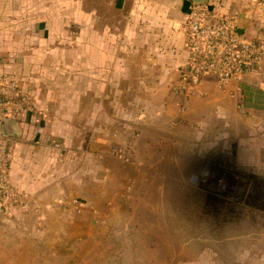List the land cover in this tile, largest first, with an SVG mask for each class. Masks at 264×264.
I'll return each mask as SVG.
<instances>
[{
	"label": "rangeland",
	"instance_id": "obj_1",
	"mask_svg": "<svg viewBox=\"0 0 264 264\" xmlns=\"http://www.w3.org/2000/svg\"><path fill=\"white\" fill-rule=\"evenodd\" d=\"M60 1L0 0V62L11 64L41 48V37L58 29L41 23L48 10L57 19ZM65 1L72 21L78 14L74 0ZM82 1L102 3L92 11L99 19L117 17L104 3L112 0ZM232 117L205 133L183 128L176 137L161 136L144 146L137 130L125 142L100 137L97 155L89 137L81 136L74 156L67 146L65 157L32 164L31 174H40L33 180L51 175L53 184L44 192L59 193L54 201L36 202L15 185L11 157L9 181L19 202L9 211L0 209V264H257L259 256L245 246L263 233L264 204L247 199L242 206L223 203L214 210L209 194H223L227 180L207 187L203 181L211 170L202 173L196 166L216 153H232L236 171L264 180V130L251 132L246 123L234 130ZM57 163L63 170L59 187Z\"/></svg>",
	"mask_w": 264,
	"mask_h": 264
},
{
	"label": "crops",
	"instance_id": "obj_2",
	"mask_svg": "<svg viewBox=\"0 0 264 264\" xmlns=\"http://www.w3.org/2000/svg\"><path fill=\"white\" fill-rule=\"evenodd\" d=\"M205 1L237 16L238 29L245 38L264 42V10L252 9L253 0ZM104 3L117 11L116 18H98L95 11L102 3L86 6L82 0H74L73 10L80 17L75 12L77 16L70 21L65 16L66 1L61 0L57 19L51 20L53 10H48L41 23L46 29L58 27L41 37V48L19 55L11 64L0 62V75L19 79L36 108L19 113L10 125L11 178L36 202L54 201L60 194L49 197L44 192L53 184L51 175L45 173L41 182L33 180L40 174H31L32 164L37 159L65 157L67 146L74 156L81 136L89 137V148L97 155L100 137L125 142L137 130L144 146L145 141L151 143L161 136L176 137L183 128L205 133L215 128V123H225L231 114L234 130L241 123L249 124L251 132L264 130V60L226 88L209 75L193 92L176 93L179 68L188 57L184 23L193 0ZM84 11L88 18L83 17ZM71 26L73 31L67 33L66 27ZM32 37V41L38 40ZM216 154L210 158L220 156ZM203 161L196 166L203 167L208 160ZM48 164L42 166L45 171ZM56 167L55 185L59 187L63 170L59 163ZM210 196L217 211L224 202L216 193ZM262 230L245 246L259 256L257 264H264Z\"/></svg>",
	"mask_w": 264,
	"mask_h": 264
},
{
	"label": "built area",
	"instance_id": "obj_3",
	"mask_svg": "<svg viewBox=\"0 0 264 264\" xmlns=\"http://www.w3.org/2000/svg\"><path fill=\"white\" fill-rule=\"evenodd\" d=\"M264 10L263 0H253L252 9ZM188 46L186 62L179 68L175 91L191 92L206 76L226 88L242 80L264 60V42L247 39L238 29L237 16L219 11L211 3H192L184 23ZM31 95L15 78H0V209L9 211L19 195L9 181L13 137L3 132L4 119L34 111Z\"/></svg>",
	"mask_w": 264,
	"mask_h": 264
},
{
	"label": "flooded vegetation",
	"instance_id": "obj_4",
	"mask_svg": "<svg viewBox=\"0 0 264 264\" xmlns=\"http://www.w3.org/2000/svg\"><path fill=\"white\" fill-rule=\"evenodd\" d=\"M232 155V153H226L220 155L218 158H209L205 165H212L214 163L212 166H221L224 169L231 170L233 175L236 161L233 160ZM234 174L236 177L234 176L233 185L231 186L228 184V189L218 197L220 201H223L224 204L230 206H238L239 203L247 201V199L252 202L257 201L261 204H264V180L258 179L257 177L243 172H236ZM213 185L216 186L218 184L213 183ZM210 195L211 194H209V196ZM213 198L214 197L210 196L211 200ZM242 205L243 203L239 206Z\"/></svg>",
	"mask_w": 264,
	"mask_h": 264
},
{
	"label": "water",
	"instance_id": "obj_5",
	"mask_svg": "<svg viewBox=\"0 0 264 264\" xmlns=\"http://www.w3.org/2000/svg\"><path fill=\"white\" fill-rule=\"evenodd\" d=\"M193 2L194 3H207L205 0H193ZM239 31H241V30H239ZM13 121H14L13 118H9V117H6L4 119V124H3L2 128H3V132L5 134L11 135L10 134L11 133L10 125L12 124ZM212 165H209V164L208 165H204L203 168H202V173H204L208 169L211 170L209 176L205 180L206 183H205V181H203V184H206L207 187L213 186V183L219 184V182H220V180L222 178H225L227 180V183L232 186L233 185V181H234V176L236 177V175L234 173H236V172L241 173L240 171H236V169H234V173L232 175L231 170L224 169L221 166L217 167V166H212ZM237 176H238V174H237ZM261 180H263V179H261ZM210 194L211 195L212 194L215 195V193H210Z\"/></svg>",
	"mask_w": 264,
	"mask_h": 264
}]
</instances>
